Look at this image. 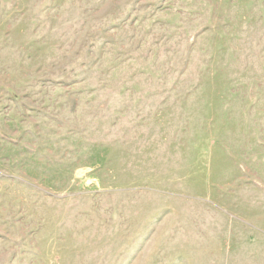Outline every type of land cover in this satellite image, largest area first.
<instances>
[{"label": "rangeland", "instance_id": "1", "mask_svg": "<svg viewBox=\"0 0 264 264\" xmlns=\"http://www.w3.org/2000/svg\"><path fill=\"white\" fill-rule=\"evenodd\" d=\"M0 264H264V0H0Z\"/></svg>", "mask_w": 264, "mask_h": 264}]
</instances>
